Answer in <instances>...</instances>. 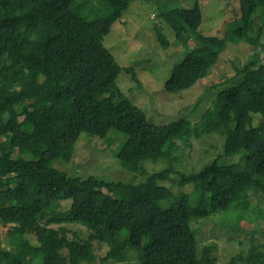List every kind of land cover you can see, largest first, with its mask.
Returning <instances> with one entry per match:
<instances>
[{"label":"trees","instance_id":"trees-1","mask_svg":"<svg viewBox=\"0 0 264 264\" xmlns=\"http://www.w3.org/2000/svg\"><path fill=\"white\" fill-rule=\"evenodd\" d=\"M106 1L112 13L95 29L68 10L72 0H0V224H15L9 248L0 246V264H93L94 240L108 245L104 260L123 264H129L130 249L137 251L135 264H220L211 253L214 243L202 244L206 236L198 240L191 221L200 224L231 203L247 201L250 192L264 193V120L257 123L253 116H264V64L253 68L257 57L246 63L241 78L217 91L203 112L204 129L198 131L218 133L223 146L198 171L177 174L180 185L192 184L191 191L173 192L161 183L173 171L168 167L138 183L100 181L114 188V196L76 187V177L51 163L70 161L81 133L126 134L117 158L135 172L144 160L178 150L176 140L191 147L195 131L186 117L150 123L122 95L116 86L122 66L102 41L131 0ZM238 3L223 35L201 38L199 53L187 50L173 65L166 92L205 78L227 42H260V32L252 35L253 16L264 13V0ZM159 14L182 44L198 39L197 1ZM124 70L140 84L131 66ZM63 201L70 203L64 211ZM44 213L82 225L87 238H70L63 228L40 224ZM30 233L36 245L28 240ZM244 258L247 264H264V250L253 244L246 257L237 253L228 264Z\"/></svg>","mask_w":264,"mask_h":264},{"label":"rangeland","instance_id":"rangeland-1","mask_svg":"<svg viewBox=\"0 0 264 264\" xmlns=\"http://www.w3.org/2000/svg\"><path fill=\"white\" fill-rule=\"evenodd\" d=\"M195 1L199 3L202 11L201 23L197 29L198 39L192 37L184 45L159 13L174 7L190 8ZM238 8V0H131L120 18L112 23L108 34L103 37V45L122 66L116 78V86L122 95L143 110L145 119L150 123L166 124L179 117L189 119L195 124V131L190 135L191 147L184 140H176L178 150H171L156 161L144 160L142 168L134 172L124 168L117 158L126 134L110 130L101 138L81 133L70 161L55 160L51 165L66 172L70 178L76 177L77 180L72 181L74 186L85 190L101 189L111 196L116 194L114 188L105 184L100 186V181L138 183L148 174L167 167L173 171L161 183L169 186L173 192L191 191L192 184L180 185L177 174L198 171L209 158L221 152L223 138L218 133L211 130L198 131L204 129L203 112L211 105L217 91L241 78V70L246 63L257 57L253 68L264 64V13L258 12L253 16L252 35L260 32L261 44L259 42L251 45L243 40L237 43L227 42L205 78L177 92H166L163 86L173 65L187 50L199 53L198 42L201 38L209 35L221 36L229 29ZM68 10L83 17L93 28L99 29L113 9L106 0H72ZM160 39L167 41V44L163 45ZM129 66L133 68L140 84L124 70V67ZM253 116L257 123L264 120V116L260 114ZM228 159L237 160L238 157ZM247 199L231 203L225 212L214 214L207 220L203 219L200 224L197 220L191 221L197 239L201 240L206 236V239L200 241L202 244L214 243L211 253L220 264H228L230 257L237 253L246 257L253 244L264 250V193L250 192ZM257 204H260L262 210L256 207ZM60 205L64 211L70 203L63 201ZM38 220L42 225L65 229L70 238H87V230L82 225L54 221L51 213L40 215ZM13 228L15 224H0V246L9 248ZM250 235L257 239L252 241ZM26 236L32 245L37 244L34 234ZM148 242L149 238L144 239L142 245ZM93 249L96 254L93 264H123L111 259L104 260L108 249L106 243L94 240ZM127 253V263L135 264L137 251L130 249ZM237 263L247 264L245 258L238 259Z\"/></svg>","mask_w":264,"mask_h":264}]
</instances>
